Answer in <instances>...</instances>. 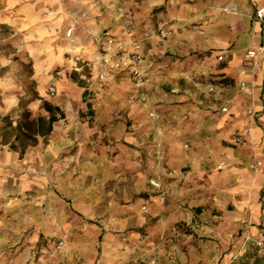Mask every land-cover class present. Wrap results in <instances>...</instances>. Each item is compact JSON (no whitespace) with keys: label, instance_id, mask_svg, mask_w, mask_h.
Wrapping results in <instances>:
<instances>
[{"label":"crops","instance_id":"1","mask_svg":"<svg viewBox=\"0 0 264 264\" xmlns=\"http://www.w3.org/2000/svg\"><path fill=\"white\" fill-rule=\"evenodd\" d=\"M262 7L264 0H0V24L30 53L39 96L57 85L46 101L62 116L47 145L40 136L19 154L2 141L0 185L9 189L18 177L21 188L47 197L48 210L62 199L87 214L101 207L97 193L146 196L113 208L114 224L91 222L102 248L80 252L75 264H264V248L246 239L264 229V52L246 58L264 44ZM160 26L173 35L162 39ZM100 33L141 42L153 74L145 101L128 70L88 87L84 64L98 55ZM10 77L0 74V119L20 105ZM84 92L91 122L80 117Z\"/></svg>","mask_w":264,"mask_h":264},{"label":"rangeland","instance_id":"2","mask_svg":"<svg viewBox=\"0 0 264 264\" xmlns=\"http://www.w3.org/2000/svg\"><path fill=\"white\" fill-rule=\"evenodd\" d=\"M18 40L19 36L14 33L12 27L0 24V74L9 73L12 90L21 95L18 110L11 111L0 119V144L6 139L14 141L15 133L12 126H17L24 110H29L33 118L48 117L50 114L44 107V101L46 98L53 99L58 93L57 85H53L57 90L55 95L50 94L52 86H49L50 88L46 87L44 97L39 96L34 78L33 60L29 52L18 49L19 46L16 43ZM5 63L6 65L3 66ZM58 71L61 73L58 74ZM62 71L61 68L54 70V76L61 77ZM69 75L74 77L73 73ZM75 79L78 84H83L78 77ZM87 98L84 92L82 100L85 102L86 111L81 112L80 117L91 122L94 121V114L90 109L92 103ZM38 101L41 105L37 109L34 105ZM49 102L52 103V101ZM52 104L55 106L54 103ZM56 113L61 121V114L58 111ZM96 136L99 137V132H96ZM40 138V136L37 137L36 144L40 142ZM49 138L50 135L43 138L44 145H47ZM7 147L20 154L9 144ZM2 149L0 146V151ZM77 149L78 147H73L71 152ZM20 183L21 180L17 177L13 179L9 189H4V186L0 185V264H75L78 260L74 259V256H78L80 252L89 253L96 251L99 246L102 248L101 241L98 239L100 230L92 224L93 222L98 225H105L107 222L114 224L117 217L114 215L113 208L121 205L125 207V205H131L129 204L131 201H139L138 199L146 197L141 193L127 201L125 196L115 197L113 194L100 196L97 193L96 202L99 201L101 207L98 205L100 209L93 214L80 211L77 206L74 209L62 199L51 211L46 207L45 195L37 194L34 189L27 191L26 188H21ZM44 185L49 189L53 187L50 181H45ZM113 188V184L109 185L108 192ZM81 191L79 190L77 195L84 200L86 195ZM116 199L120 204H115ZM142 209L146 210L144 207ZM239 262L244 264L241 260ZM138 264L151 263H148L146 259Z\"/></svg>","mask_w":264,"mask_h":264},{"label":"built area","instance_id":"3","mask_svg":"<svg viewBox=\"0 0 264 264\" xmlns=\"http://www.w3.org/2000/svg\"><path fill=\"white\" fill-rule=\"evenodd\" d=\"M257 17L260 20H264V7L257 11ZM127 25L129 27L134 26V20L129 17L127 20ZM74 31V23L67 29V36H72ZM156 33L162 38L167 39L173 35V31L160 26ZM95 43L98 47V55L94 58L85 61V67L89 71L87 77L88 87L96 84L98 88H104L105 83L114 74L128 70L134 80L137 91L141 94V99L146 100V95L148 89L152 84L153 74L151 71V66L145 62L144 55L141 51V42H133L130 45L120 37H117L111 33H100L95 36ZM260 52H264V44L259 51L251 50L247 52L246 58H256ZM220 59H223L220 56ZM61 72H58L60 74ZM245 87V84H242ZM56 87L52 86L50 88V94H56ZM223 112H227L228 108L225 106L222 108ZM153 116V113H151ZM250 129H245L244 134H249ZM261 169V163H258ZM155 168L156 165L151 166ZM151 183L156 187L161 189V185L158 181L152 180ZM160 200L165 202V195L160 194ZM247 241H254L255 245L259 248H264V229L259 230L256 238L254 240L251 236H248Z\"/></svg>","mask_w":264,"mask_h":264},{"label":"trees","instance_id":"4","mask_svg":"<svg viewBox=\"0 0 264 264\" xmlns=\"http://www.w3.org/2000/svg\"><path fill=\"white\" fill-rule=\"evenodd\" d=\"M44 107L50 114L49 118L43 116L33 118L29 110H24L17 126L13 127L10 124L15 133L14 141H10L11 148L18 150L20 154H24L30 146L35 145L38 136L47 137L50 135L53 124L58 120L56 113L59 110L58 107L48 101H44ZM6 141L9 140L6 139Z\"/></svg>","mask_w":264,"mask_h":264}]
</instances>
